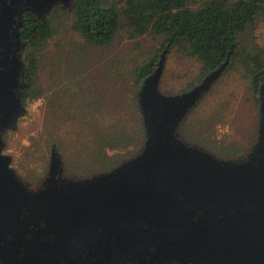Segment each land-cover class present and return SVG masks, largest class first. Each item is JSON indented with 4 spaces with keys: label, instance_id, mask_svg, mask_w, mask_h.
<instances>
[{
    "label": "water",
    "instance_id": "95a60500",
    "mask_svg": "<svg viewBox=\"0 0 264 264\" xmlns=\"http://www.w3.org/2000/svg\"><path fill=\"white\" fill-rule=\"evenodd\" d=\"M57 1L0 0V264H264V86L245 158L221 160L179 137L226 64L192 90L165 96V50L138 91L142 149L76 180L64 177L52 150L49 178L28 191L2 153V135L24 110V12L45 18Z\"/></svg>",
    "mask_w": 264,
    "mask_h": 264
},
{
    "label": "rangeland",
    "instance_id": "374dc122",
    "mask_svg": "<svg viewBox=\"0 0 264 264\" xmlns=\"http://www.w3.org/2000/svg\"><path fill=\"white\" fill-rule=\"evenodd\" d=\"M199 1L190 6H196ZM58 8L67 13L52 19V34L46 40L40 60L38 87L44 89V95L23 104V114L18 118L15 128L2 135V153L11 158L10 167L29 189L43 186L49 178L52 150L60 157L65 178L76 180L83 176L79 172L83 168L80 165L82 156L79 149L84 148V145L90 148L92 141L89 142L90 138L83 133L87 129L73 126L66 130L64 125L49 118L52 99L59 88H67L70 83L81 80H86L88 85L93 83L96 97L101 102L99 110L103 118L119 123H124L125 118L130 127L135 126L134 122L137 123L138 118V125L141 122L143 130L138 108L141 85L126 81L132 74L130 69L142 65L153 55H157L159 63L161 54L166 50L159 92L165 96L176 95L189 89L190 85L199 83L198 62L188 59L177 48L170 49L169 44H163L162 38L151 34L131 36L122 25L108 45L88 44L72 30V17L67 15L71 12L70 8ZM52 13H48L45 19ZM134 19L135 16H131L130 22ZM237 41L241 52L233 66L212 84L188 113L179 130L181 139L187 134L198 141L187 139L188 143L203 148L221 160L246 156L258 134L260 105L252 100L243 64L245 53L257 54L264 64V16L258 14L246 30L237 36ZM75 134L84 138L75 139ZM55 137L65 142L67 149H58ZM84 141L89 143L82 144ZM120 152L124 153L125 150ZM108 154H115V151Z\"/></svg>",
    "mask_w": 264,
    "mask_h": 264
},
{
    "label": "trees",
    "instance_id": "16d2710c",
    "mask_svg": "<svg viewBox=\"0 0 264 264\" xmlns=\"http://www.w3.org/2000/svg\"><path fill=\"white\" fill-rule=\"evenodd\" d=\"M196 2L197 0H74L71 3V12L67 15L72 17V30L88 44L108 45L118 29L124 25L131 36L151 34L160 37L163 44H169L170 49L177 48L188 59H194L199 64L197 81L199 83L190 85L189 89L176 94L181 95L198 86L208 74L226 64L216 80L218 81L223 73L233 66L241 52L237 36L246 30L258 14L264 16V0H200L196 6H190ZM52 12L46 19L37 18L33 14L24 16L20 29L23 43L21 57L24 65L22 105L44 95V89L38 87L40 60L46 40L52 34V19L67 13L62 8H55ZM131 16H135L133 22H130ZM256 55L245 53L243 67L247 74L252 100L256 105H260L261 88L264 86V64ZM157 68L158 57L153 55L142 65L130 69L132 74L126 81H132L136 86L142 85ZM100 105L93 83L88 85L86 80L70 83L67 88H59L52 99L49 118L59 125H64L66 130L73 126L87 129L83 133L91 139L89 142L92 141L90 148L84 145V148L79 149L82 156L80 165L83 167L79 171L83 174L80 178L109 171L133 157L143 147V130L141 122L140 126L138 125V118L137 123L134 122V127L128 126L125 118L124 123L108 121L107 117L103 118L100 114L102 113L99 110ZM75 111L82 113L76 114ZM89 112L92 114L91 117ZM80 135L75 134V139L84 138ZM54 139L58 149H67L65 142L58 140L57 137ZM187 139L198 142L186 134L182 140L187 142ZM255 142L256 137L253 146ZM253 146L248 154L251 153ZM123 150L125 152L121 153ZM110 151H115V154H108Z\"/></svg>",
    "mask_w": 264,
    "mask_h": 264
},
{
    "label": "flooded vegetation",
    "instance_id": "af4514ba",
    "mask_svg": "<svg viewBox=\"0 0 264 264\" xmlns=\"http://www.w3.org/2000/svg\"><path fill=\"white\" fill-rule=\"evenodd\" d=\"M74 0H59L55 3H53L52 5H50L49 9L47 10V13H51L55 8H58L59 6H65V7H68V8H71V3L73 2ZM24 16L25 15H28V14H33L35 15L37 18L38 16L36 15V13L33 12V10H28L26 12H24ZM40 187H36V188H33V189H29L28 188V191H32V192H38V189Z\"/></svg>",
    "mask_w": 264,
    "mask_h": 264
}]
</instances>
